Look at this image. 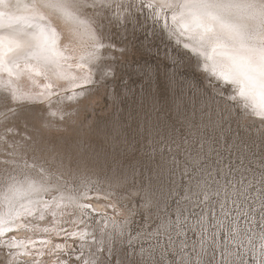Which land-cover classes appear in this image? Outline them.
I'll use <instances>...</instances> for the list:
<instances>
[{"label": "rangeland", "instance_id": "obj_1", "mask_svg": "<svg viewBox=\"0 0 264 264\" xmlns=\"http://www.w3.org/2000/svg\"><path fill=\"white\" fill-rule=\"evenodd\" d=\"M132 7L126 18L110 26L111 40L127 50L112 59L111 79L106 78L97 84L105 85L106 94L96 104L92 103L94 109L85 110L80 119L82 124L92 120L90 127H82V134L77 135L72 132L67 134L61 129L42 131L39 129L42 123L35 116L27 117L26 121L10 122L19 132L14 133L11 139L15 140L14 137L18 136V140H22L26 131L34 133L37 142L47 146L49 152L37 145V149L25 156V161H35L36 167L17 170L15 164L6 168L0 166V177L8 173H39V164L54 172L56 163L61 161H65L73 170L80 167V160V163L86 164L85 172L94 177L92 182L100 187L105 181L114 184L117 177L127 176L128 182L115 189L121 200L129 198L126 207L133 214L124 238L127 239L130 234L140 235L142 230L147 233V229L151 233L161 231V223L166 221L169 222L170 231L179 227L184 230L186 243L197 242L199 236L204 235V246H210L206 247L207 252L216 254V261H220L219 250L211 246L210 240L206 241L205 224L201 226L196 222L201 218L199 214L203 209L188 206V213L183 211L178 216L175 210L192 201L198 203L201 199L200 204H207L210 208L206 210L210 223L217 217V222L209 229H215L211 238L216 243L222 241V251L225 247L234 250V246L228 242L231 233L227 234V230L234 224L236 214L239 212L241 216L237 223L242 233L249 211L252 212L251 216H262L259 212L263 205L258 198L264 197V138L245 128L246 125L241 123L244 110H236L237 104H232L215 90L222 88L227 96L229 87L218 85L206 77L197 67L196 58L179 49L164 29L152 21L151 13L133 11ZM227 102H230V107ZM23 107L24 110L44 108L40 103ZM195 159L198 161L195 162ZM149 178L153 184V205L142 208L141 184H147ZM66 181L70 182L68 179ZM67 190L69 188L66 187ZM217 191L223 196L222 200L214 195ZM205 193L209 194L203 200ZM155 200L160 201V206L154 205ZM2 201L9 203L4 196ZM236 201L239 202V209ZM215 202L227 206V212L221 213L224 205L216 206ZM14 206L21 208L22 204ZM177 218L181 219V224ZM192 221L195 222L194 226ZM218 221H222L221 224ZM218 224L221 226L218 227ZM257 227L262 229L261 224ZM179 232L173 235L175 242L183 240H178V237H182ZM197 232H201V235H197ZM166 238L164 245L163 240L157 244L146 241L143 245L163 248L162 252L174 259ZM129 245L131 243L125 248L128 249ZM180 247L177 245L175 249L179 250ZM155 248H150L149 253L153 255ZM189 253L192 254L193 250H189ZM191 258L194 261L193 255ZM241 258L245 263L248 261V257L242 253ZM176 261L179 264L180 260Z\"/></svg>", "mask_w": 264, "mask_h": 264}, {"label": "bare ground", "instance_id": "obj_2", "mask_svg": "<svg viewBox=\"0 0 264 264\" xmlns=\"http://www.w3.org/2000/svg\"><path fill=\"white\" fill-rule=\"evenodd\" d=\"M110 2L112 3L111 9L98 11V15L92 17V21L87 28L81 27L78 29L79 34L70 45L68 44L67 39V29L73 27V25H66L59 19L55 17L53 18L57 28L64 35L60 46L63 48L65 45H68L69 51L66 52L65 55L73 57V59L67 61L61 60L59 62L60 67L57 68L56 71L62 69L63 72L67 73L68 81L65 82L61 80L59 83L63 84L62 88L58 87L50 90L54 91L55 95L38 97V94L44 91L45 86L48 85L51 80L55 79V75L49 71L37 76L36 72L41 71V69L36 67L35 61H32L31 67H27L24 60H19V69L16 70L18 75L9 77L6 72L0 73V96H9L7 101L0 99L1 162L4 160H14L17 162L15 167L18 170L22 167H26L24 163L25 156L32 150L37 149V145L44 151L49 152L47 146H43L37 142L36 137L34 138V133L32 134L26 131L24 132L22 140H18V136L14 137L15 140L11 139L14 133H19L17 128L11 124L17 120L26 121L27 117L35 116L38 118L39 122L42 123V126H40L41 128H39L42 131L46 130L49 132L51 129H61L65 130L67 134L72 132L77 135L82 134V127H86V129L90 127L92 120H88L87 123L82 124L80 119L83 113H85V110L91 111L94 109L91 107L92 103L96 104L97 100L101 99V97L106 94L104 91L105 85H103V83L100 85L97 84L102 81L104 82V79L106 78L111 79L113 72V65L111 63L112 59H115L116 55H123L127 50L125 47H121L114 43L113 39L111 40V27L116 25L120 19L122 20L126 18L128 14L131 13L130 8L132 6L133 11H140L142 13L147 11V13L149 12L152 14V10L148 8H144L143 11H141L140 0H110ZM146 2L147 0H145V3ZM25 3H27V0H10V6H0V11H6L14 16L24 15L26 14V10L23 7ZM117 4H122L123 7L117 8ZM88 12L91 14L92 10L89 9ZM168 23L169 29H172L170 19ZM153 24L155 23L153 22ZM157 24L164 29L168 37L173 40L179 49L181 48L183 52L196 58L197 67L206 77L217 82L218 85L229 87V94L227 93V96L222 88L219 90L216 88L215 90L219 94L226 99L235 95L234 88L238 91L239 85L234 86L232 84H224L223 81L218 80L216 76L211 74L213 66H215L217 70L221 67L227 70L228 61L224 56L220 54L212 56V48L210 45L200 47L196 44L195 39H190L188 36H180L174 29L173 34L170 36L169 30L164 28L163 18ZM7 33L8 31L1 33L0 35L6 37L5 34ZM90 33H94L95 36L105 45L103 49L94 47L96 39H94ZM23 39L27 38L24 37ZM185 44H188L189 48H185ZM194 45L196 46L195 52L192 51ZM208 56H212V59H207ZM81 57L85 58L83 61V63H85L84 69L76 67L77 64L82 63L80 59ZM69 65H71V67H69ZM89 67L91 69L90 79L92 83L83 85L82 87H74L72 83L73 79H75L76 84H83L80 77L88 72ZM205 67H207L209 71H205ZM10 89H16L24 95L38 98L12 103L10 100ZM69 96H73L74 99L69 100L67 98ZM229 101L232 104H237L236 110L239 111V109H242L240 105L243 104V101L239 100V98H237V101L235 102L232 100ZM31 103L42 104L44 110L32 108L26 110L22 109L24 108L23 106H28ZM229 103L227 102L228 105L225 104L230 107L231 105ZM9 108H13L14 111H9ZM52 113H55V116L51 115ZM253 121L255 122L253 123ZM241 123L246 125L244 127L248 130H253L258 136L260 135L262 125L258 119H255L254 117L246 118L243 111ZM8 129H12V131L9 132L7 131ZM29 138L31 140H28ZM9 149H12V151ZM70 152H72V149ZM52 153L55 154V151L53 150ZM78 154H80V152ZM54 160L55 159H51V161ZM196 160L198 161V159H195V162ZM80 162L81 160L79 161L80 167L73 170H71L72 168L70 166H67L65 161H61L60 163L57 162L55 165L56 171L54 172L53 169L48 167L45 168L38 163L39 165L37 167L39 168V173L37 171L34 172V174L27 173L28 175L26 173H19L18 175L16 173H8L3 177H0V216L8 219L6 214L8 213L9 207L14 209L12 213L13 216L15 215L16 210L21 212L24 208L33 210V215L30 217L21 216L9 221V226L14 230L5 236H0V264H9V261H12V264H57L58 259L62 261L71 260L72 264H84L85 261L91 260H96L99 264H114L115 262H117V264L118 262L119 264H133V262L134 264H154L155 261H160L162 254L165 253L162 252L163 248L158 249L155 248L154 245L153 247H145L143 243L146 244V241H151L152 244H157L163 240L162 244L164 245L166 237L169 241L171 252L175 256L174 259L180 260L179 264H206L207 260L212 258L214 254L207 252L206 247L210 246H207L209 244L204 246V235L202 236L201 232H197V235H201L199 236V241L192 243L189 241L186 243L183 238L184 230L179 227L177 230H171V232L168 229L169 222L166 221L161 223L164 225V227H161V231L156 230L151 233L150 230L147 229V233H143V230L141 231L142 235L140 234L136 236L130 234L127 239L124 238V233L128 231V224L131 221L133 214L126 207L129 198H122L121 200L119 198L120 195H118L115 190L116 187L118 188L121 184H111L109 181L102 183L101 187L95 182L94 184L92 182L94 177H91L90 174L85 172L86 164L83 165V163ZM27 164L32 165L33 163L27 161ZM41 167L45 169L44 172H41ZM251 178L252 184H254V177L252 176ZM66 179L70 182H67ZM28 180L37 181L47 188L48 191L32 193L23 198H14L11 200V203L8 204L5 201H2V197L4 196L9 183L15 181L26 185ZM66 187L69 188V190L65 191ZM74 191H77L78 193L73 194ZM235 192L233 191V193ZM133 193L136 194L137 192L134 191ZM208 194L209 193L204 194L203 200L208 197ZM187 195L189 196L188 193ZM214 195L221 197V200L223 198L219 191L214 193ZM254 198L256 199L258 197H253V199ZM258 201H261L263 205V209L259 212L262 215L261 218L260 216H251L252 212L250 213L249 211V213L246 214L247 220L243 227L244 229H242V233L239 232L241 231V226L237 223L238 219L241 217L238 212L235 216L234 224L229 230H227V234L231 233L229 234L231 237L228 241H230L229 243L235 248L234 250H228L236 254L229 259L237 260V264H239L241 253L248 257V263L246 262L245 264H259V261L264 259V254H262V252H264V239H262V236H264V213H262V211L264 212V197L262 199L258 198ZM85 203H90L92 209H95L96 211L89 209L87 214L83 213L80 205ZM200 203L201 199L198 203L192 201L188 205L177 208L175 214L178 216L181 212L183 213V211L188 213L187 209L190 206L192 208L196 207L198 210L203 209L199 214L201 218L196 222L201 226L205 224V230L208 235L206 236V241L210 240L212 244L211 246L219 250V258L221 259L220 252H222L223 248L221 247L222 241L218 240L216 243L215 240L211 238V233L213 234V230L215 229L213 228V230H209L212 228L211 225H214L217 222V217H214V220L210 223V216L206 212L209 207L207 204L201 205ZM15 204H22L23 207L17 208L14 206ZM215 204L216 206L224 205L223 203L216 202ZM154 205L160 206V201L155 200ZM236 206L239 209L240 205L238 201H236ZM234 207L235 205H233V208ZM142 208L145 207L142 206ZM223 208L224 210L222 209L221 213L224 211L227 212V206L224 205ZM41 215L43 216V219H41ZM205 216L207 217V221ZM224 220H226V218H224ZM177 221L181 224L180 218H177ZM123 222H125L124 225H122ZM220 222L222 221H218L219 224H221ZM194 223L195 222L192 221V226H194ZM219 224L218 227L221 226H219ZM258 224L262 225L261 230L257 227ZM222 227H224L223 224ZM223 230L224 228L222 231ZM178 231H180L179 235H182V237H178V240L179 238H183L181 242L174 241L175 237H173V235L178 234ZM170 232L171 234L169 235L168 233ZM73 233H76L75 237L72 236ZM149 233L150 236H148ZM161 233L163 234L162 239L160 236ZM81 236L84 238L81 239ZM13 237L15 238L14 240L12 239ZM93 237H95V239H93ZM110 237L111 239H109ZM10 243H17L19 244V247L10 249L7 247ZM129 243H131L129 248H125V245ZM57 244L62 245V250L55 247ZM177 245L181 246L179 250L175 249ZM150 248H155L154 251L156 252L153 253V255L149 253ZM109 249H112V251L110 252ZM123 250L126 252V255ZM189 250H193V253L190 254ZM81 253L83 254L82 259L77 261L76 257L80 256ZM155 254H157L158 257ZM192 255L194 256V261L191 258ZM158 258L160 259L158 260ZM169 259H171L169 256H165V260Z\"/></svg>", "mask_w": 264, "mask_h": 264}, {"label": "snow or ice", "instance_id": "obj_3", "mask_svg": "<svg viewBox=\"0 0 264 264\" xmlns=\"http://www.w3.org/2000/svg\"><path fill=\"white\" fill-rule=\"evenodd\" d=\"M141 11L144 8L152 10V18L155 23H159L163 18L164 28L169 30V35L173 34V29L180 36H188L190 39H195L196 44L200 47L210 45L212 48V56L220 54L228 61L227 70L221 67L219 70L215 66L211 69V74L216 76L218 80L224 84L239 85L238 91L235 90V95L228 97L229 100L243 101L240 107L244 110L245 117H254L258 119L262 128L260 135L264 138V0H140ZM0 6H10V0H0ZM19 6V5H18ZM26 14L14 16L6 11H0V29L7 27L8 39L7 48L12 56L7 58V66H5V58L0 52V73H7L9 77L18 75V61L23 58L27 67H31L32 61H35L36 67L41 71H37L36 75L45 74L51 71L55 75V79L51 80L45 86L44 91L38 94L39 96L55 95V88H62L61 80L67 82L68 75L60 71L59 62L61 60L73 59L70 55H65L69 51L68 45L63 48L60 46L61 40L64 38L63 33L57 28L53 18H57L64 24H71L73 27L67 29L68 44H72L76 39L78 29L87 28L92 17L98 15V11L111 9L112 3L110 0H27L23 5ZM117 8L123 7L122 4H117ZM92 12L89 14L88 10ZM169 19L171 20L172 29H169ZM7 21V24H5ZM23 25V27H20ZM28 37L21 39V35ZM96 44L94 47L103 49L105 45L100 41L94 33H90ZM5 45V38L0 35V50ZM189 48L188 44L184 45ZM192 51H196V46L192 47ZM208 56L207 59H212ZM82 63L76 65L79 69L85 68L84 57L80 58ZM71 67V65H69ZM205 71H209L205 67ZM91 69L85 73L80 79L83 84H76L75 79L72 83L74 87H82L83 85L91 84L90 79ZM10 100L12 103H18L38 97H31L18 92L16 89H10ZM69 100L74 99L73 96L67 97ZM0 99L7 101L8 95L0 96ZM9 111H14L9 108ZM59 111V109H58ZM51 115L55 116V113ZM255 121H253L254 123ZM7 131L11 132L12 129ZM16 161L4 160L0 162V166L5 168L8 165L16 164ZM26 167H36L35 161L32 165ZM45 169L41 167V172ZM135 176V173H133ZM127 176L117 177V184H126ZM153 184L149 178L147 184H141L143 193L144 207L153 205ZM40 191H48L42 184L35 180H28L26 185L21 182H12L7 185V190L4 193V199L11 203L14 198H23L24 196ZM23 207V206H21ZM81 211L87 214L88 210L92 209L90 203L80 205ZM9 207L8 219L0 216V236H5L11 233L14 229L9 226L11 219H16L21 216H32L33 210L24 208L23 211H15ZM41 219L43 216L41 215ZM203 219V218H202ZM160 227H164L161 225ZM73 237L76 233L72 234ZM84 237L81 236V239ZM15 239L14 237L12 238ZM95 239V237H93ZM111 239V237L109 238ZM227 241V235L224 237ZM264 239V236H262ZM230 242V241H228ZM46 243V242H45ZM8 248H17L19 244L10 243ZM57 249L62 250V245L57 244ZM111 252L112 249H109ZM264 254V252H262ZM168 253H163L160 261H155L154 264H177L175 259L165 260ZM236 255L230 252L227 247L220 252V261H216L215 254L206 264H237V260H230L231 256ZM83 257H76L79 261ZM12 264V261H9ZM57 264H72L71 260H57ZM84 264H99L96 260L85 261ZM119 264V262H118ZM134 264V262H133ZM239 264H245L242 259H239ZM259 264H264V259L259 261Z\"/></svg>", "mask_w": 264, "mask_h": 264}, {"label": "water", "instance_id": "obj_4", "mask_svg": "<svg viewBox=\"0 0 264 264\" xmlns=\"http://www.w3.org/2000/svg\"><path fill=\"white\" fill-rule=\"evenodd\" d=\"M5 24H7L6 21H5ZM20 27H23V26L20 25ZM6 31H8V30H7V27H5L4 29H0V34L6 32ZM5 36H6V37H4V38H5V41H6V42H5V45H4L3 49L0 50V52H2L3 57L5 58V66H7V58L10 57L12 53H10V52L8 51V48H7V45H6V43H7V40H6V39H8V33L5 34ZM24 37H26V36H24V35L22 34L20 38L23 39ZM26 38H28V37H26ZM20 61H23V58H20Z\"/></svg>", "mask_w": 264, "mask_h": 264}]
</instances>
